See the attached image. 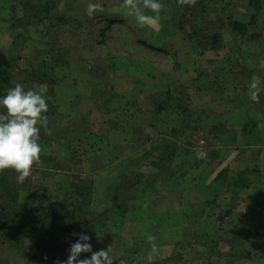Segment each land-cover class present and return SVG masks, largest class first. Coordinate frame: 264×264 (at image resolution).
<instances>
[{"label":"rangeland","instance_id":"obj_1","mask_svg":"<svg viewBox=\"0 0 264 264\" xmlns=\"http://www.w3.org/2000/svg\"><path fill=\"white\" fill-rule=\"evenodd\" d=\"M24 2L0 0V52L8 56L2 61L11 58L22 71L40 64L45 52H59L67 64L57 71L53 97L45 92L48 105H54L62 120L60 125L58 117L47 115L48 125L40 130L41 162L22 179L14 169L0 170V201L13 219L41 232L39 227L52 217L50 211L56 206L76 211L78 221L88 219V210L102 216L94 225L89 220L87 229L79 225L75 233L47 235L45 240L60 261L67 259L77 239L74 234L85 233L93 251L112 246L114 264L120 260L125 264H264V100L250 98L251 78L240 74L243 53L264 51V30L260 42H245L225 32L222 43L199 55L180 35L161 38L157 23L138 26L123 0H29L31 8H24ZM227 2L236 19L248 22L249 0ZM89 3L101 5L92 16L86 11ZM37 4L49 6V11L34 13ZM162 28L171 27L164 23ZM229 54L234 58L231 73L225 63ZM260 65L264 66V55ZM235 76V82L242 83L238 91L220 89L217 97L216 87H208L217 80L223 89ZM168 82L187 87L185 103L223 117L237 139L216 149L218 145L201 130L195 131L190 137L191 154L176 157L170 168L144 163L131 209L119 212L110 195L121 167L161 138L153 127L159 132L174 124L168 112L158 114L151 108ZM260 82L264 87V78ZM225 95H233L236 103L239 99L240 110H230L232 105L222 101ZM75 112L89 121L87 143L79 141L80 117ZM55 119L67 129L58 132ZM201 150L207 153L202 159L198 158ZM199 160L203 161L197 164ZM245 168L260 172L247 177L248 188L236 191L232 182ZM73 182L80 189L93 190L79 195L71 188ZM3 228L0 233L9 237V230ZM149 235L155 240L149 241ZM3 236L0 264L45 263L34 257L38 249L33 241L25 239V248L17 249ZM90 255L81 253L80 258Z\"/></svg>","mask_w":264,"mask_h":264},{"label":"trees","instance_id":"obj_2","mask_svg":"<svg viewBox=\"0 0 264 264\" xmlns=\"http://www.w3.org/2000/svg\"><path fill=\"white\" fill-rule=\"evenodd\" d=\"M10 1L13 2L14 0ZM162 3L163 8L160 13V19L157 22L161 38L167 39L169 36L175 37L176 35H180L181 39L188 46H194L199 55L216 48L215 46L222 43L225 32L233 37H238L245 42L262 41L261 30H264V12H262L264 11V0H249L248 5L251 9V13L248 22L236 19L231 14L227 0H162ZM22 5L24 8L32 7L29 0H25ZM33 8L36 9L34 12L36 14H39L42 10L49 11V6L46 5L37 4V6L35 5ZM149 14H151V12H149ZM164 23L170 25L171 28L169 31H163L162 27ZM250 25H259L261 29L258 28L256 31H251L249 29ZM156 37L158 38V36ZM45 53V59L40 62V64L38 63L37 66L31 65L27 69L21 71L19 68L13 66V60L11 58L2 61V59H5V57L8 58V56L0 52V65L2 66L0 68V93H2L3 90L7 91L10 84L14 87L16 83H21L26 89L34 88L37 90L38 86L46 85V93L49 97H53L54 89L59 82L57 71L58 69H63L67 62L65 61L66 57L64 54H60L59 52L57 55L52 54V52ZM243 54V67L240 74L242 76L249 75L251 79L255 76L262 81L264 78V66L260 65V61H262L264 51L261 54H257L256 52H245ZM233 59L232 54H229L225 58V63L230 67L228 69L229 73L233 71ZM250 61L255 62V65L257 63V65L250 67ZM5 75L7 76L5 77ZM233 78L234 79L230 82V85L226 84V87L223 86V89L220 88L221 83L217 80H213L211 84L209 83L210 85L208 87H216L217 97L220 89L223 93L226 92L229 87H231L233 91H238L239 86L242 83L239 81L235 82L238 80L237 76ZM186 91L187 87L183 84L176 85L173 82H168L166 84V90L157 95L159 100L151 102L153 112L158 114L168 112V115L171 117V121H173L174 124H172V126H167L166 124V128L162 131L159 130V132L156 130L157 127H153L155 133H157V137L160 136L161 138L156 141H151L152 143L148 146V149L142 152L139 158L136 157L121 167V171L119 172L120 179L119 176H117V183L114 185L110 195V200L116 204L113 206H117L119 212L122 211V213H124L126 209L131 207L134 200V188L142 179L140 169L144 163L148 166H155L159 169L170 168V165L175 161L176 157L183 154H191L192 150L190 146L192 145V142L190 137H192L195 131L201 130L202 135L205 136V138L210 140L213 145H218V148L216 149L227 146V143H235V140L237 139L235 130L231 129V132L228 130L226 120L221 116L213 115L209 110H194L189 103H185ZM239 91L241 92V90ZM4 94H6V92L1 95ZM232 96L233 95H225V100L222 101H226V104L229 102L230 106L232 105L230 110L236 108L240 110L241 104L239 99H237L238 102L236 103V98H233ZM260 96L261 95H259V100L263 101L264 96L261 98ZM242 97L247 96L244 95ZM233 106H235V108ZM49 108L51 111H49V113L47 112L46 115L58 117L60 124L62 115L55 111L52 103L48 109ZM246 114L250 115L247 112ZM74 115L80 117L79 125L81 126V134L79 136V141L83 139V143H87L88 137H91L87 126L89 121L85 116H82V114L78 112H75ZM60 125L58 126L55 119L53 126L57 128L58 132L67 129V127ZM230 125H233L232 122ZM66 126H68V124ZM151 126H154V124L152 125L151 123ZM71 129L73 130V127ZM217 156L218 155L215 154L212 156V159H215ZM202 161L203 160H199L197 164ZM166 170L168 171L169 169ZM259 172L258 168H245L244 171L239 172L234 178L232 182L233 189L239 191L248 188L250 186V181L247 177L250 175L258 176ZM220 175L221 172L218 173L213 182H217ZM164 179L168 180V178ZM71 188L75 189V192L79 195L82 190H93V187L89 188L87 186L80 189L78 184L74 182L71 184ZM86 211L87 210H85V212ZM50 213L52 214V217L39 227L43 231L37 232L36 226L30 227L25 221L18 222L13 219L6 206L0 201V229H3L2 231H4L3 226H5L9 230V237H5L1 233L0 236H3L5 240L7 238L10 244L17 249L22 247L25 248V239L30 242L33 241L38 249L37 254L34 256L35 258L45 262L44 264H57V261H60L58 259L59 257L56 255L55 248L50 247L49 241L45 240L47 239V235L50 233H75L79 225L85 226L83 228L87 229L88 226L86 225L89 220L91 224L94 225L97 223V220L102 217L88 210V219H85L86 221H78L79 219L75 217L76 211L72 212L63 209V206H56L50 211ZM152 264L164 263L154 262Z\"/></svg>","mask_w":264,"mask_h":264},{"label":"clouds","instance_id":"obj_3","mask_svg":"<svg viewBox=\"0 0 264 264\" xmlns=\"http://www.w3.org/2000/svg\"><path fill=\"white\" fill-rule=\"evenodd\" d=\"M123 3L140 27L153 26L160 19L162 0H123ZM100 8L99 3H89L87 15L92 16ZM248 88L250 98L258 101L264 91L259 78L254 76ZM46 89V85L38 86L37 90L26 89L23 84L16 83L7 89L6 94L0 95V170L14 169L20 179L29 176L32 166L41 162L40 130L48 125ZM206 155L203 150L198 152V158H205ZM74 235L77 239L70 245L67 259L57 261V264H114L117 260L111 245L107 249L93 251L89 235ZM147 239L154 241L155 237L149 235ZM151 247L155 251L157 246L152 243ZM81 253L91 255L80 258ZM118 264L125 262L120 260Z\"/></svg>","mask_w":264,"mask_h":264},{"label":"crops","instance_id":"obj_4","mask_svg":"<svg viewBox=\"0 0 264 264\" xmlns=\"http://www.w3.org/2000/svg\"><path fill=\"white\" fill-rule=\"evenodd\" d=\"M215 179V178H214ZM240 191V190H239Z\"/></svg>","mask_w":264,"mask_h":264}]
</instances>
